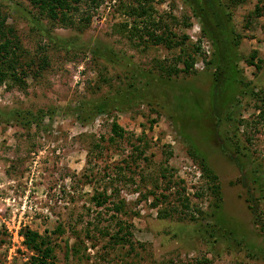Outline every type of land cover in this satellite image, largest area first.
<instances>
[{
	"label": "rangeland",
	"instance_id": "obj_1",
	"mask_svg": "<svg viewBox=\"0 0 264 264\" xmlns=\"http://www.w3.org/2000/svg\"><path fill=\"white\" fill-rule=\"evenodd\" d=\"M141 1L149 14L138 20L154 19L158 32L167 24L170 41L134 33L128 7L137 0L83 2L72 23L28 0H0L15 59L14 78L0 83V264L44 252L56 264H264V189L255 180L264 174V0H225L237 41L228 52L244 77L232 104L188 2ZM185 52L194 58L187 71ZM158 78L167 95L153 86ZM144 81L150 89L135 99ZM124 87L131 104L122 110L82 120L68 112ZM26 229L49 242L36 249Z\"/></svg>",
	"mask_w": 264,
	"mask_h": 264
},
{
	"label": "trees",
	"instance_id": "obj_2",
	"mask_svg": "<svg viewBox=\"0 0 264 264\" xmlns=\"http://www.w3.org/2000/svg\"><path fill=\"white\" fill-rule=\"evenodd\" d=\"M100 0H28L29 3L32 4L33 7H37L38 12L42 15H45L50 20H59L63 22H69L72 23L74 21V14L78 13L81 3L87 2V4H99ZM137 5H129L128 11L129 13L135 15L134 20H137L136 23L132 22V30H134V33L139 34L140 37L144 36L143 34H146V36L152 37L154 41H163L168 40L170 41V38H166L168 34L170 33L168 30V26L166 24V28L161 30V32H158L157 29L160 28V23L154 21V19H142L138 20L139 18H144L146 14H149V6L145 4L144 1L137 0ZM188 2V5L191 7L194 14L198 15L202 23V30L206 34H208V38L210 39V42L212 44L211 49V56L207 59V64H214V81L219 85L224 84V88L220 90H225L224 99H227L226 103L232 104V100L234 98V90L235 86L242 84L244 82V77L241 75V71L239 67L237 66V59L234 60V55L236 54V51L228 52L229 50L233 49V47L236 50V39L233 37V25L230 23V16H231V5L230 2H233L236 4L240 0H186ZM22 11L26 15H30V13L25 9V7H22ZM6 18L7 15L0 9V83L3 82L7 78H14V66H15V59H13V54L11 51V44L12 41L9 37V33L12 31V27L9 25H6ZM31 20L36 23H38V18H33L30 15ZM89 14L86 13L85 15L79 16L80 22H83L82 25H85L88 22ZM147 20V21H146ZM139 22H143V26L139 27L137 24ZM219 27V28H218ZM80 28V27H79ZM218 28V29H217ZM217 32L218 35H217ZM167 33V34H166ZM220 35H223L224 37H220ZM179 44V43H178ZM183 48L182 46H180ZM199 43L194 45V50H199ZM104 52H107L109 54L112 53L111 49L107 47H103ZM227 54V56H226ZM255 53H252L249 58H246L249 63H252L253 57ZM229 56V58H227ZM238 57V53L236 54ZM235 56V58H236ZM178 60H182V63L184 65V69L190 70V67L193 64V56L191 52H185L183 55L179 53ZM14 62V63H13ZM177 67H174L172 70L174 72H177ZM224 75V77H223ZM16 78V77H15ZM140 84H142V79L139 80ZM145 82V89L144 91H140L139 88L136 89L133 94V97L135 99H143L144 97L140 94H146L148 89L150 87L148 86L150 81H144ZM153 86L155 85V88H158L157 92L167 95L168 86H165L162 83V78H158L157 80H153ZM133 82L129 83V86L132 85ZM135 86V85H133ZM131 86L132 88H134ZM137 86V85H136ZM144 87V86H143ZM131 90V88H130ZM130 90L127 91V87L122 88L120 91H118L115 95H105L101 98H97L91 101H86L82 105L78 103L77 105H73L68 108V112L75 114L79 119L82 120L84 117H89L91 115L109 111L112 109L116 110H122L129 104H131V97H130ZM215 94V95H214ZM220 92H212V95L219 96ZM227 94V95H226ZM240 94V93H238ZM226 95V98H225ZM222 97V96H221ZM220 97V98H221ZM238 101L237 97H235ZM259 100L261 101L259 104L260 113L259 115L264 118V92L259 97ZM133 101V100H132ZM221 101V99L219 100ZM126 105V106H125ZM179 107H176V109ZM182 105L180 106V109H182ZM24 115V114H23ZM37 113L27 115V117L24 115L23 118L28 123L32 122L34 118H36ZM112 129L115 131L116 135L121 136L122 135V129L117 123L114 121L112 123ZM207 170V169H206ZM211 173V172H210ZM257 184L260 187L261 192L263 191L264 186V174L257 173L256 174ZM216 176L215 174H212L211 178L214 179ZM102 193H97L95 195L96 203L98 205L103 204L106 201V197H102ZM112 208L116 211H120L122 209V204L119 202H112L111 203ZM250 208L253 210L255 207L253 205H249ZM262 227L264 225H261ZM56 229H59V225H57ZM123 227L119 225L118 230H122ZM25 240L26 242L36 247V249L40 248L42 244L49 242L48 238L41 237L40 239H37L38 235L30 230H25ZM119 234V233H118ZM37 243L35 242V236ZM114 242H118L119 240L125 239L126 237L122 236L123 234L115 235L111 234ZM46 251H48V248H46ZM25 264H56L54 260L49 259L48 255L44 252L41 254H30L28 256V259L25 261Z\"/></svg>",
	"mask_w": 264,
	"mask_h": 264
}]
</instances>
